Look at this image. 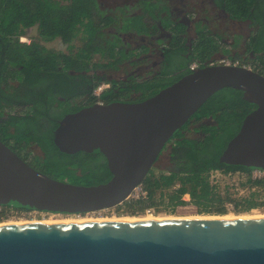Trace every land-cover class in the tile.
Segmentation results:
<instances>
[{
    "label": "water",
    "instance_id": "water-1",
    "mask_svg": "<svg viewBox=\"0 0 264 264\" xmlns=\"http://www.w3.org/2000/svg\"><path fill=\"white\" fill-rule=\"evenodd\" d=\"M255 106L220 162L264 171V74L209 63L144 100L97 101L66 113L53 140L66 154L102 153L112 177L86 185L30 165L0 138V205L83 215L123 204L170 139L217 91ZM0 264H264V217L47 221L0 226Z\"/></svg>",
    "mask_w": 264,
    "mask_h": 264
},
{
    "label": "trees",
    "instance_id": "trees-1",
    "mask_svg": "<svg viewBox=\"0 0 264 264\" xmlns=\"http://www.w3.org/2000/svg\"><path fill=\"white\" fill-rule=\"evenodd\" d=\"M235 1L244 7L237 18H248L253 28L248 44L253 55L247 61L240 57L230 59L252 64L264 74V0ZM141 2L147 8L152 4L148 0ZM221 5L226 7L223 2ZM115 21L117 18L106 15L97 0H0V138L30 165L54 178L93 185L112 177L102 153H63L55 145L53 136L66 113L99 101L93 93L101 83L108 82L112 87L101 95L100 101L108 103L130 96V87L121 86L125 82L109 80L97 73L102 68H118L123 59L124 51L117 49L115 41H111L109 49H104L95 40V34L103 36L102 29ZM128 22L139 31L146 26L143 16ZM32 28H36L37 36L31 43L21 42V36ZM56 39L67 46V51L45 45ZM76 41L80 42L78 47ZM181 44L182 41L177 44L173 55L184 48ZM195 46V56L190 62L208 59L220 48L216 37L206 33L198 38ZM96 55H102L104 60H96ZM189 72L171 76V71L164 68L160 76L136 81L132 88L142 93L130 101L151 97ZM254 108L239 90L227 87L217 91L192 118L212 116L214 124L195 128L203 134L195 137L187 133L192 122L186 124L164 148L168 165L154 167L143 181L148 198H131L118 207L132 215L160 205L173 209L186 203L182 199L185 193L205 213L226 214V201L233 202L236 211L260 205L252 198L239 202L222 196L219 188L223 183L214 182L210 176L212 170L219 169L231 180L233 175L228 176L229 172L242 171L247 176L240 181L241 186L264 188V179L252 180V170L227 166L219 160L244 116ZM34 145L39 147L41 155L33 152ZM175 183L180 188L166 193Z\"/></svg>",
    "mask_w": 264,
    "mask_h": 264
},
{
    "label": "flooded vegetation",
    "instance_id": "flooded-vegetation-1",
    "mask_svg": "<svg viewBox=\"0 0 264 264\" xmlns=\"http://www.w3.org/2000/svg\"><path fill=\"white\" fill-rule=\"evenodd\" d=\"M97 1L106 15H114L117 22H111L105 26L102 29L103 36L99 37V34H95V40L104 49H109L111 41L112 43L115 41L117 49L124 51L118 68H102L97 70V73L109 80L125 82L121 86L130 87V96L125 100L136 98L142 93L135 92L132 83L136 84V81L160 76L164 68L171 71V76H176L188 70L191 72V65L194 62L198 67L213 62L211 58L190 62V59L195 56L198 38L203 33L210 37L215 36L214 32H219V29L229 32V24L234 19L221 5V0H148L152 3L148 8L142 5V0H122L129 5L126 12H129L134 4L139 6V12L126 15L120 14L123 9L119 7L113 9L112 13L109 7L104 8L106 0ZM137 16H143V22L146 25L143 31H139L128 22V19ZM220 24L222 28L219 27ZM26 35L27 33L23 37ZM32 38L33 35L28 33L29 41L26 43H31ZM181 41L184 48L180 47L181 51L173 55L174 49ZM249 54V56L253 55L251 52ZM96 57V60H104L101 58L102 55H96ZM243 57L248 58V55L244 54ZM246 58L243 60L247 61ZM111 87L112 85L109 88ZM190 122H192L190 132L198 136L203 135L202 131L195 128L204 124H214L212 116H204L200 120L192 119ZM168 163L171 162L168 160Z\"/></svg>",
    "mask_w": 264,
    "mask_h": 264
},
{
    "label": "rangeland",
    "instance_id": "rangeland-1",
    "mask_svg": "<svg viewBox=\"0 0 264 264\" xmlns=\"http://www.w3.org/2000/svg\"><path fill=\"white\" fill-rule=\"evenodd\" d=\"M103 1V0H101ZM223 4L226 6V10L229 12V14H233L236 17H239L243 12H244V7L240 4L237 3L235 0H221ZM106 7L110 9L111 13L112 10L115 9L116 7L122 8L123 11L120 14H127V13H135L139 12V6H136L134 4L133 8L130 9L129 12H126V9L129 8V5L127 3H123L122 0H119L118 2L112 1V0H106ZM108 3V4H107ZM120 4V5H117ZM126 4V5H125ZM137 4V3H136ZM109 11V10H108ZM239 15V16H238ZM165 24L168 25L166 20H164ZM28 33L29 35L32 34L33 37L37 36V30L36 28L29 29L27 32V35L24 38H27L26 40L29 41L28 39ZM216 38H219L215 36ZM214 38V37H213ZM45 45L48 48H54L55 50H61V51H67V46L63 44L59 39L50 41L45 43ZM75 45L78 47L80 45L79 41L75 42ZM247 55L249 56V49L247 52ZM246 58V57H245ZM97 59V57H95ZM248 59V58H246ZM188 136H198L195 133L187 132ZM31 149L35 154H42L41 150L39 149L38 146H32ZM166 155L167 152L164 151L163 155L160 157L158 162L156 163L155 167H165L167 166V160H166ZM220 193L222 196H230L233 200L241 202L243 199H250L252 198L254 201L259 202L260 205L257 207H254L252 209H249L247 211H227L226 214L234 215V216H240V215H264V188L262 187H256L255 185L253 186H241L240 181H230L229 183L226 181L224 184H222L219 188ZM159 198V196H158ZM243 202V201H242ZM151 214L157 217H175V218H182V217H222L225 214H219L214 212L210 213H205V212H200L198 208L189 203L186 204H181L177 205L175 208H166L162 205H160L159 208L155 207L154 211H147L145 210L144 212L136 213L134 215L127 213L123 211L122 208L114 207L111 209H105V210H99L91 213H86L83 215H70V214H57V213H47V212H40V211H33V210H28L24 213V215L18 217V218H13L11 220H3L0 219V224L1 223H18L20 221H35V220H47V219H67V218H107V217H133V218H142L143 216H147ZM80 216V217H79Z\"/></svg>",
    "mask_w": 264,
    "mask_h": 264
},
{
    "label": "built area",
    "instance_id": "built-area-1",
    "mask_svg": "<svg viewBox=\"0 0 264 264\" xmlns=\"http://www.w3.org/2000/svg\"><path fill=\"white\" fill-rule=\"evenodd\" d=\"M21 42H26V38H24L23 36H21L20 38ZM226 63V64H242L245 66H249L254 68V66L252 64H243L240 63L239 60H234V59H230V58H222V59H218V60H213V62L211 63ZM192 70L197 68L198 65H196V62H194L192 65ZM255 69V68H254ZM110 87V84L108 82H103L100 85H98L95 90H94V96H96L98 98V100L100 101V97L101 95ZM232 176V178H230L231 180H228L226 178V174L222 171V170H212L210 172V176L211 179L214 182L220 181V183L224 184L226 181L229 183L230 181H242L247 174L242 172V171H238L235 174H233V172H229L228 176ZM251 178L252 180H257V179H264V171L263 170H252L251 171ZM180 184L179 183H175L173 186H171L168 190H166L165 192H174L177 191L180 188ZM134 198H142V199H147L148 198V192L143 188V185L141 184L140 186H138L132 193V195L130 196L129 199ZM182 199L186 202V203H191V197L189 195V193H185L182 197ZM185 203V204H186ZM194 205V204H193ZM225 206L227 208V211H235V204L233 202L230 201H226L225 202ZM147 211H154L155 207H148L146 209ZM28 211V210H21V209H17L14 207H8V206H2L0 205V214H2V217L0 219L3 220H11L13 218H18L22 215H24V213Z\"/></svg>",
    "mask_w": 264,
    "mask_h": 264
},
{
    "label": "crops",
    "instance_id": "crops-1",
    "mask_svg": "<svg viewBox=\"0 0 264 264\" xmlns=\"http://www.w3.org/2000/svg\"><path fill=\"white\" fill-rule=\"evenodd\" d=\"M229 15L234 18L229 24L230 31L224 32L223 29H219V32H214V35L219 37L216 39L220 48L212 54L211 60L234 57H240L243 60L245 58L243 55L248 52L249 39L253 33V28L249 26L250 21L248 18L240 19L231 14ZM219 27L222 28L221 24Z\"/></svg>",
    "mask_w": 264,
    "mask_h": 264
},
{
    "label": "bare ground",
    "instance_id": "bare-ground-1",
    "mask_svg": "<svg viewBox=\"0 0 264 264\" xmlns=\"http://www.w3.org/2000/svg\"><path fill=\"white\" fill-rule=\"evenodd\" d=\"M80 217V216H79ZM256 217H264V215H240V216H234L230 214H225L222 217H182L184 219H216V218H220V219H235V218H256ZM182 218H175V217H157L151 214L147 215V216H143L142 218H133V217H127V216H123V217H107V218H67V219H47V220H35V221H20L18 223H1V225H13V224H24V223H36V222H47V221H91V220H128V219H182Z\"/></svg>",
    "mask_w": 264,
    "mask_h": 264
}]
</instances>
